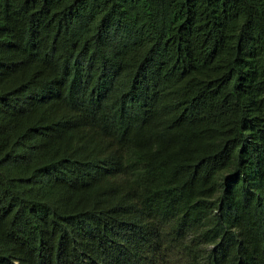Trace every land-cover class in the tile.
Wrapping results in <instances>:
<instances>
[{
  "label": "trees",
  "instance_id": "trees-1",
  "mask_svg": "<svg viewBox=\"0 0 264 264\" xmlns=\"http://www.w3.org/2000/svg\"><path fill=\"white\" fill-rule=\"evenodd\" d=\"M0 264H264V0H0Z\"/></svg>",
  "mask_w": 264,
  "mask_h": 264
}]
</instances>
